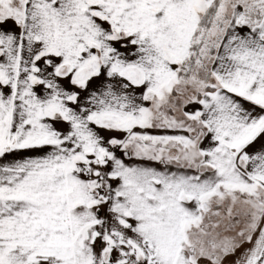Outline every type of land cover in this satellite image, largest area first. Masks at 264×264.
Instances as JSON below:
<instances>
[{
    "label": "snow or ice",
    "instance_id": "6c2138e0",
    "mask_svg": "<svg viewBox=\"0 0 264 264\" xmlns=\"http://www.w3.org/2000/svg\"><path fill=\"white\" fill-rule=\"evenodd\" d=\"M0 264H264V0H0Z\"/></svg>",
    "mask_w": 264,
    "mask_h": 264
}]
</instances>
